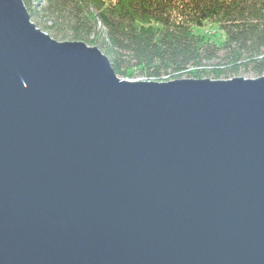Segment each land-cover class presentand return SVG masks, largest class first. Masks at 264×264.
Masks as SVG:
<instances>
[{
  "label": "water",
  "instance_id": "1",
  "mask_svg": "<svg viewBox=\"0 0 264 264\" xmlns=\"http://www.w3.org/2000/svg\"><path fill=\"white\" fill-rule=\"evenodd\" d=\"M0 264H264V76L120 79L0 0Z\"/></svg>",
  "mask_w": 264,
  "mask_h": 264
},
{
  "label": "trees",
  "instance_id": "2",
  "mask_svg": "<svg viewBox=\"0 0 264 264\" xmlns=\"http://www.w3.org/2000/svg\"><path fill=\"white\" fill-rule=\"evenodd\" d=\"M39 1L23 0L38 29L98 48L120 79L264 76V0Z\"/></svg>",
  "mask_w": 264,
  "mask_h": 264
},
{
  "label": "rangeland",
  "instance_id": "3",
  "mask_svg": "<svg viewBox=\"0 0 264 264\" xmlns=\"http://www.w3.org/2000/svg\"><path fill=\"white\" fill-rule=\"evenodd\" d=\"M40 8L44 7L46 5V1L45 0H40ZM208 31H210L212 34H215L216 32V29H208ZM216 35V34H215ZM219 63V61H214L210 64V66H215ZM140 76H138V79L134 80V81H138L140 80L141 78H139ZM239 78H243V79H246V80H256L258 79L253 73H244L243 75H241ZM184 79H187L186 77ZM211 80V79H210ZM131 81V80H129ZM214 81V80H213Z\"/></svg>",
  "mask_w": 264,
  "mask_h": 264
},
{
  "label": "built area",
  "instance_id": "4",
  "mask_svg": "<svg viewBox=\"0 0 264 264\" xmlns=\"http://www.w3.org/2000/svg\"><path fill=\"white\" fill-rule=\"evenodd\" d=\"M138 81L145 82V81H146V79H140V80H138ZM147 82H151V81H147Z\"/></svg>",
  "mask_w": 264,
  "mask_h": 264
},
{
  "label": "bare ground",
  "instance_id": "5",
  "mask_svg": "<svg viewBox=\"0 0 264 264\" xmlns=\"http://www.w3.org/2000/svg\"><path fill=\"white\" fill-rule=\"evenodd\" d=\"M145 82H147V81H145Z\"/></svg>",
  "mask_w": 264,
  "mask_h": 264
}]
</instances>
